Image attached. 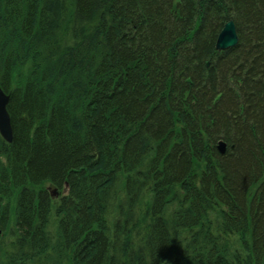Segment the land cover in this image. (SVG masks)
<instances>
[{"label": "trees", "instance_id": "1", "mask_svg": "<svg viewBox=\"0 0 264 264\" xmlns=\"http://www.w3.org/2000/svg\"><path fill=\"white\" fill-rule=\"evenodd\" d=\"M0 87V264H264V0H0Z\"/></svg>", "mask_w": 264, "mask_h": 264}, {"label": "water", "instance_id": "2", "mask_svg": "<svg viewBox=\"0 0 264 264\" xmlns=\"http://www.w3.org/2000/svg\"><path fill=\"white\" fill-rule=\"evenodd\" d=\"M238 41L236 25L233 20H229L225 23L218 36L216 49L218 51L232 49L238 44ZM9 101L10 97L0 88V134L6 142L11 143L13 141V130L11 118L7 110ZM224 149L225 144L222 143L220 145V150L224 151Z\"/></svg>", "mask_w": 264, "mask_h": 264}, {"label": "bare ground", "instance_id": "3", "mask_svg": "<svg viewBox=\"0 0 264 264\" xmlns=\"http://www.w3.org/2000/svg\"><path fill=\"white\" fill-rule=\"evenodd\" d=\"M8 110V109H7ZM9 112V111H8Z\"/></svg>", "mask_w": 264, "mask_h": 264}]
</instances>
